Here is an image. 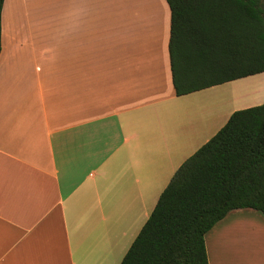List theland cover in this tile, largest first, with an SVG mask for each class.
Masks as SVG:
<instances>
[{"label":"crops","instance_id":"crops-1","mask_svg":"<svg viewBox=\"0 0 264 264\" xmlns=\"http://www.w3.org/2000/svg\"><path fill=\"white\" fill-rule=\"evenodd\" d=\"M36 4L1 9L0 264H119L178 166L243 106L229 81L175 94L165 0ZM218 222L208 264H264V235L234 236L264 221Z\"/></svg>","mask_w":264,"mask_h":264},{"label":"trees","instance_id":"trees-1","mask_svg":"<svg viewBox=\"0 0 264 264\" xmlns=\"http://www.w3.org/2000/svg\"><path fill=\"white\" fill-rule=\"evenodd\" d=\"M165 1L176 95L264 71V0ZM241 208L264 217V99L178 166L119 264H208L205 233Z\"/></svg>","mask_w":264,"mask_h":264},{"label":"rangeland","instance_id":"rangeland-1","mask_svg":"<svg viewBox=\"0 0 264 264\" xmlns=\"http://www.w3.org/2000/svg\"><path fill=\"white\" fill-rule=\"evenodd\" d=\"M17 1H20V0H10L9 13H10L11 18H12V15H15L16 8L18 7V5H16ZM58 2L59 0H37V4L34 5L36 9V14L39 15V17L46 16L49 13H51L53 10H58ZM29 7H32L31 3L29 4ZM242 78L237 79V81L231 80L228 82L229 84H226L225 86H222L221 88H219L222 96H227V98L230 101H231L230 98L232 96L233 97L235 96L236 105L234 107L243 106L244 108V107L260 104L264 99V71L247 76L246 78H249L247 80H241ZM235 210H232V212ZM245 210H250V209L245 208ZM220 221H223V222H218L216 224L217 233L222 228L221 227L222 225L228 223L227 221H264V219L262 218L259 212L255 211V214H253L252 216H239L238 215L232 218L225 217ZM250 226H251L250 228L246 229L243 232L239 231L234 236L246 237L250 235L251 238L253 237V239H255V237L257 239H261V237L264 235L263 226L259 222H253ZM228 239H231V238L229 237ZM217 240H218V247H220L219 235L217 236ZM208 242L209 244H211L212 242L211 237L208 238ZM251 246H252V243H250L249 241L245 242V245L243 247V255L245 253H250L252 251ZM214 263H215V260H214Z\"/></svg>","mask_w":264,"mask_h":264}]
</instances>
